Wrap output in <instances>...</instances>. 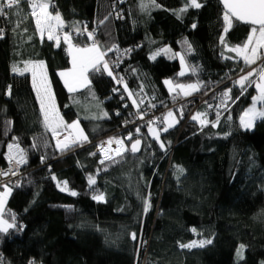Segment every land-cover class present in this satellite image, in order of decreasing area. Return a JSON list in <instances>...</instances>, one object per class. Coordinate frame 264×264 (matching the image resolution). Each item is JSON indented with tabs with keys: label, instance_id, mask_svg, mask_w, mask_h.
Segmentation results:
<instances>
[{
	"label": "trees",
	"instance_id": "obj_1",
	"mask_svg": "<svg viewBox=\"0 0 264 264\" xmlns=\"http://www.w3.org/2000/svg\"><path fill=\"white\" fill-rule=\"evenodd\" d=\"M52 2L56 8L49 11L60 12L66 32L70 31L68 25L79 22L81 28L95 29L102 50L112 45L119 49L109 51L107 59L130 49L119 72L134 95L129 98L122 86L125 98L121 99L113 91L119 86L106 73L90 74L95 98L87 89L69 93L58 75L69 68L67 45L61 40L57 47L46 35L41 39L30 5L24 0L19 16L6 9L8 15L0 17L4 29L0 38V168L5 165V144L14 139L26 151L27 165L23 175L12 181H20L21 186L13 187L6 209L15 214L17 228L0 233V264H262L264 120L247 130L239 124V116L251 105L256 90L249 87L241 95L239 86L233 85V80L244 74L240 72L244 63L220 42L223 8L219 0H199L202 7L188 8L179 16L174 13L184 8L185 0H155L159 7L144 11L142 0ZM250 31V25L234 21L225 37L228 46L241 44ZM184 41L191 45L190 51ZM73 43L91 41L85 34ZM162 48L171 49V56L150 58ZM173 53L185 57L184 76L179 74ZM30 60L45 62L60 114L67 123L79 121L88 137L82 147L62 153L51 132L45 131L29 73L12 71L14 65L23 68ZM259 65L246 67L245 73ZM165 80L199 82L202 86L193 94L232 89V98L227 100L230 107L220 110L216 127L211 123L201 127L190 119L180 129L179 119L160 134L166 151L149 138L148 124H143L141 136L124 141L125 148H130L140 139L138 153L125 151L122 157H114L115 163L100 164L98 155H91L94 142L122 127L123 115L117 112L131 109L139 91L153 95V103L160 109L171 104L173 92L166 88ZM9 86L11 95L7 94ZM201 109L205 112L206 105L195 114ZM101 110L108 115L88 118L99 116ZM208 116L209 121L215 120V112ZM177 166L183 168L182 174ZM89 175L96 179L92 187ZM65 180L77 196L59 190L57 182ZM95 193H103L105 200H93ZM138 194H150L151 208L146 214ZM5 218L11 222L10 216ZM131 232L137 233L138 241L130 238ZM208 239L212 243L204 247L179 246ZM241 244L245 246L243 259L237 260L235 252Z\"/></svg>",
	"mask_w": 264,
	"mask_h": 264
},
{
	"label": "snow or ice",
	"instance_id": "obj_2",
	"mask_svg": "<svg viewBox=\"0 0 264 264\" xmlns=\"http://www.w3.org/2000/svg\"><path fill=\"white\" fill-rule=\"evenodd\" d=\"M25 3L30 5V14L35 21V29L39 33L41 39L47 36L49 41H55L57 47L61 46V40L64 44L67 45V55L71 57L72 67L65 71H60L58 73L59 77L63 80L64 86L67 88L69 93H74L79 89H87L91 93L90 88V74L99 73L101 75L107 74V76L112 77L117 84H123L124 78L114 74V68L119 67L120 57H117L116 60L107 59V53L109 51H119V49L112 45L106 50H102L98 42L95 39V29L88 31L87 25H84L81 28L79 22H73L71 25H68L70 31H64L66 24L63 20L60 12L57 10L55 14L52 11H49L50 7L52 9L56 8V5L52 0H24ZM21 0H0V17L7 16V10H13L14 14L19 16L21 13L20 5ZM223 5V34L219 37L220 42L224 47L228 48V51L235 52L238 57L243 60L244 67L240 68V72L244 73L240 75L237 79L233 80V85H238L241 90V95L247 91L249 87H255L257 92L256 95L251 97V106L243 110V114L239 117L240 126L244 129L253 128L254 124L258 120H264V0H221ZM159 7L156 4L155 0H148L147 3L141 2V10H149V7ZM202 4L199 0H185L184 8L180 9L178 12L174 13L176 15H181L183 12H186L188 8H200ZM118 15V14H117ZM27 17V13H25ZM107 19V17H105ZM235 22H242L251 26V31L247 39L241 44L228 46L226 42V35L229 30L233 27ZM11 22V21H9ZM103 23V21H100ZM19 26L18 24L16 25ZM195 27V25H193ZM26 31V29H25ZM89 41L90 44L81 45L80 43H73L74 39L79 36H84ZM4 35V29L0 28V38ZM184 44L187 45L188 51L191 50V45L187 41H184ZM130 50H125V54ZM171 49L162 48L155 52L150 58L156 59L157 55L160 54H169ZM173 56H180V63L182 66H185V57L180 55V53H173ZM231 59L232 57H226ZM260 61L258 68H252L250 71L245 73V68L250 67ZM12 71L14 73H19L24 75L25 73H31L32 77V87L35 90L37 99L40 104V112L43 117V126L46 132H51L52 137L55 138L56 144L55 147L59 149L62 153L64 151H70L73 147L82 146L83 143L88 142V137L85 135L84 130L81 128L79 121H73L67 123L63 116L60 114L59 109L55 103L54 94L52 92L51 83L48 78L47 66L44 61H26L24 62V67L20 68L16 65L13 66ZM193 74L196 73L197 68L193 66L191 68ZM185 71L180 72V76H184ZM255 77V78H253ZM231 79V78H230ZM165 84L169 85V91L174 92L178 88L184 96H190L193 92L199 91L202 86L199 82L190 83V84H178L175 87L172 86L171 81H165ZM124 91L128 92L129 98L134 94L128 91L127 84H123ZM142 90V86H141ZM113 91H119L117 88H113ZM232 89H227L222 92L219 96L220 103L217 104L214 108L215 111V120H208V112H197L191 117L193 121H197L201 127L207 126L211 123L213 127H216L220 122L221 109L227 111V100H230ZM7 94L11 95V87L7 88ZM95 98V94L91 93ZM123 99V96L121 97ZM139 103H143L141 99ZM207 103V102H206ZM99 104V102H98ZM133 105L138 106V101L136 99L132 100ZM260 107H257V105ZM127 107V105H125ZM209 109H213V105L208 104ZM107 112L101 110L100 115H93L91 119H99L106 117ZM137 116L143 118V115L146 113H141L139 110L136 113ZM231 119V116L228 117ZM167 121L166 126L162 129L164 132H167L169 128L174 126V123L177 121L174 118L173 112L168 111L165 117ZM10 123V122H8ZM154 120H149L148 125L149 131L151 132L153 138L159 142V147L161 149L165 148V143L160 141V133L153 127ZM137 132L140 131L139 128L136 129ZM67 133L61 139L62 133ZM129 141H132V135L129 134L127 137ZM103 143L111 145L115 143L118 147L114 150V156L108 154V150L104 148L103 144L100 146L99 151L104 153L103 159L100 160V164H104L105 161L116 162L114 157H122L125 151H130L136 153L140 151L141 140L135 139L130 148H125L124 142L120 139L110 138L108 141ZM170 143V142H169ZM45 146L47 143L45 142ZM37 147V145H33ZM8 153L7 160L9 161L11 167L7 170L0 169V177L6 176H17L19 173L15 171L20 165L27 163V153L24 149L20 148L19 142L14 139L12 143L7 145ZM95 155V153H91ZM41 161H44V157H41ZM177 171L183 173V168L177 166ZM53 180H56L55 176L51 177ZM96 184V179L93 175L88 176V185L92 187ZM20 181L6 183L0 187V233L8 234L10 229L17 228L16 216L11 213L10 210L6 209V204L8 197L12 194L13 187H19ZM57 187L61 192L68 191L71 196H77L78 193L74 190H70L68 187V181L57 182ZM139 196V194H138ZM92 199L98 202H103L105 196L103 193H95L92 196ZM142 204V212L144 214L148 213L151 208L150 204V194L148 197L139 196ZM5 216H10L11 222L5 218ZM22 229V226H20ZM191 231L195 232L196 229L192 228ZM130 238L133 241H138V236L136 232L129 233ZM212 241L200 240V241H191L190 243H181L179 246L181 248H195V247H204L206 244H211ZM245 246L241 244L237 249V258L238 260L243 259V251ZM264 264V262H262Z\"/></svg>",
	"mask_w": 264,
	"mask_h": 264
},
{
	"label": "built area",
	"instance_id": "obj_3",
	"mask_svg": "<svg viewBox=\"0 0 264 264\" xmlns=\"http://www.w3.org/2000/svg\"><path fill=\"white\" fill-rule=\"evenodd\" d=\"M64 31H65V29H64ZM88 31H90V30H88ZM133 48L137 49V46L134 45ZM117 57H120V64H119V67L114 68V74H118V76L123 77L120 75L119 69H120L122 63L124 62V59L128 58V53L125 54V51H123V52L117 54L114 58H111V60H116ZM125 83H126V80L124 79L123 84H125ZM123 84H117L119 86V88H118L119 91H116L115 93L120 94V97L123 96V98H125V95L121 92V88H122ZM216 91H217V93H216ZM214 93H216V95L213 97ZM221 93L222 92L218 91L217 88H213L204 94H192L190 96H184L179 91H174L173 95H172L171 104L167 107L160 109L157 105H155L153 103V101H154L153 95H149L143 91H139V93H138L139 99L137 100L138 106L132 104L131 109H129L125 113L123 110H119L117 112L118 115H120V114L123 115L122 127L119 130L112 132V133H109V134L99 138L98 140H96L94 142L95 148L93 150V153L98 155L99 160L103 159L104 153L99 151L100 146L103 144L104 148L108 150V154L113 155L114 150L118 147V145L115 143H112L111 145H109V144H106L103 142L108 141L110 138L120 139L123 142L129 141L127 139L129 134L132 135V138L141 136V134H142L141 130L139 132H137L136 129L137 128L140 129V126L143 124H148L149 120H154L155 123L159 122L163 111H165L167 109H173L176 111L178 118L180 119V122H181V126H180V129H181L185 125V123L187 121H189L191 119V117L195 114V111L199 107H201L202 105H206V111L208 113H214L215 112L214 111L215 106L220 103L219 96ZM141 99L143 100V103H139V101ZM208 104L213 105V109H209ZM187 107L189 109L188 111L186 110ZM228 107H230V105ZM138 110L142 114L146 113V115H143V118H141L140 116H137L136 113ZM122 131H126L123 134V136L121 134H119ZM65 135H67L66 132L62 133L61 139H63V137ZM53 140L56 144L55 138H53ZM12 142L13 141H8L5 144V149L3 152V160L5 162V165L3 167H1L0 169L7 170L9 167H11V165H10V163L6 157H7V153H8L7 145L9 143H12ZM20 148H21V146H20ZM26 164L20 165L18 168L15 169V171H17L19 173V175H17V176H11L10 175V176H6V177H0V186L4 185L6 183H9L10 181H13L16 178H19L20 176H22L24 173L23 169L26 166Z\"/></svg>",
	"mask_w": 264,
	"mask_h": 264
},
{
	"label": "rangeland",
	"instance_id": "obj_4",
	"mask_svg": "<svg viewBox=\"0 0 264 264\" xmlns=\"http://www.w3.org/2000/svg\"><path fill=\"white\" fill-rule=\"evenodd\" d=\"M229 47H231V46H229ZM227 50H228V48H226ZM235 55H236V53L235 52H233ZM181 55V54H180ZM165 56H167V57H170L171 56V54L169 53V54H167V55H165ZM236 57H238L237 55H236ZM176 58H177V60H178V62H179V65H180V70H179V74H180V72L181 71H185V73L187 72V67H186V63H185V66H182L181 65V63H180V56H176ZM238 58H240V57H238ZM241 59V58H240ZM259 63H261V62H259V61H257V65L259 64ZM71 67H72V65H71ZM70 69V68H69ZM64 71V70H63ZM166 81H169V80H166ZM190 83H197V82H190ZM190 83H172V86L173 87H175L176 85H178V84H190ZM66 88V87H65ZM83 89V88H82ZM168 89H169V86H168ZM66 90H67V88H66ZM79 90H81V89H79ZM176 90H178L182 95H183V93L177 88ZM68 91V90H67ZM78 91V90H77ZM197 92V91H196ZM193 93H195V92H193ZM192 93V94H193ZM256 94H257V92H256ZM248 107H250V106H248ZM247 107V108H248ZM168 111H172L173 112V115H174V118H175V120L177 121L176 123H174V126L178 123V120H179V118H178V115H177V113H176V111L175 110H173V109H171V110H168ZM168 111H166L165 113H164V115H163V119H162V123H160V124H152L151 125V127H153V128H155L160 134L162 133V132H164L162 129L166 126V123H167V121H165V117H166V115H167V112ZM242 114H243V112H242ZM241 114V115H242ZM208 120H209V116H208ZM74 121H77V120H74ZM73 122V121H72ZM197 122V121H196ZM71 123V122H70ZM198 123V122H197ZM199 124V123H198ZM200 125V124H199ZM173 126V127H174ZM149 125H148V127H147V134H148V136H149V138L150 139H152V140H155L154 138H153V136H152V134H151V132L149 131ZM172 128V127H171ZM170 129V128H169ZM156 141V140H155ZM83 146V145H82ZM82 146H78V147H82ZM0 190H2V189H0ZM194 241V240H193ZM195 241H197V240H195ZM190 243V242H189ZM240 246V245H239ZM239 246H238V248H239ZM237 248V249H238ZM237 249H236V252H235V258L238 260V258H237Z\"/></svg>",
	"mask_w": 264,
	"mask_h": 264
},
{
	"label": "crops",
	"instance_id": "obj_5",
	"mask_svg": "<svg viewBox=\"0 0 264 264\" xmlns=\"http://www.w3.org/2000/svg\"><path fill=\"white\" fill-rule=\"evenodd\" d=\"M69 57V68H71V57L70 56H68ZM69 68H67V69H65V70H68ZM64 70V71H65ZM61 71H63V70H61ZM60 72V71H59ZM29 76H30V82H31V87H32V77H31V73H29ZM61 79V78H60ZM61 81H62V83H63V80L61 79ZM166 81V80H165ZM165 81H164V84H165ZM63 85H64V83H63ZM165 86H166V88L168 89V86L169 85H167V84H165ZM65 87V86H64ZM51 88H52V86H51ZM32 90H33V93H34V96H35V99H36V102H37V104H38V106H39V108H40V104H39V100L37 99V96H36V93H35V90L33 89V87H32ZM169 90V89H168ZM52 92H53V90H52ZM54 94V93H53ZM256 95V94H255ZM54 98H55V96H54ZM55 103H56V100H55ZM56 105H57V103H56ZM249 106H251V105H249ZM257 107H260V105L258 104L257 105ZM57 108H58V106H57ZM247 108V107H246ZM245 108V109H246ZM244 109V110H245ZM199 112H204V110L203 109H201V111H199ZM243 112V111H242ZM242 112H241V114H242ZM241 114H240V116H241ZM239 116V117H240ZM238 121H239V119H238ZM162 123V122H161ZM239 124H240V122H239ZM244 129V128H243ZM252 129V128H251ZM0 189H2V188H0ZM8 199H9V197H8Z\"/></svg>",
	"mask_w": 264,
	"mask_h": 264
},
{
	"label": "water",
	"instance_id": "obj_6",
	"mask_svg": "<svg viewBox=\"0 0 264 264\" xmlns=\"http://www.w3.org/2000/svg\"><path fill=\"white\" fill-rule=\"evenodd\" d=\"M219 3L221 4V6H222V8H223V5H222V3H221V0H219ZM239 23H242V22H239ZM242 24H244V23H242ZM248 25V24H247ZM130 146H131V144H130ZM140 148H141V145H140ZM139 152V151H138ZM138 152H136V153H138Z\"/></svg>",
	"mask_w": 264,
	"mask_h": 264
},
{
	"label": "bare ground",
	"instance_id": "obj_7",
	"mask_svg": "<svg viewBox=\"0 0 264 264\" xmlns=\"http://www.w3.org/2000/svg\"><path fill=\"white\" fill-rule=\"evenodd\" d=\"M27 165V164H26Z\"/></svg>",
	"mask_w": 264,
	"mask_h": 264
}]
</instances>
